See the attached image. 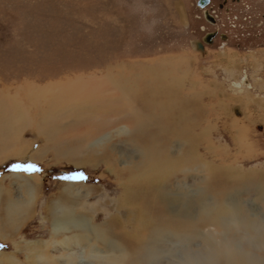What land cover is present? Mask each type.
Returning <instances> with one entry per match:
<instances>
[{
	"label": "rangeland",
	"instance_id": "rangeland-1",
	"mask_svg": "<svg viewBox=\"0 0 264 264\" xmlns=\"http://www.w3.org/2000/svg\"><path fill=\"white\" fill-rule=\"evenodd\" d=\"M200 2L0 0V90L13 97L27 84L46 87L76 77L109 80L119 73L137 78L145 75L146 68L162 70L171 83L172 79L183 82V93H198L196 102L202 109L199 152L222 174L216 186L225 187V181L242 185L236 188L240 189L237 195L231 194L224 202L223 215H231V222L236 219V226L245 230L247 244L264 254V0ZM123 66L128 67L126 73H122ZM17 94L21 98L23 92ZM24 117L11 121L1 133L0 211L10 199L29 198L20 176L34 178L36 186L21 228L0 237V264L37 263V254L46 251L41 243L50 241V211L57 202L74 208L77 223L72 228L79 231L71 234H78L82 244L89 237L95 252L102 249L101 254L105 253V236L114 240L118 235L105 222L111 223L115 216L119 222L125 218L119 182L126 175L119 178L114 167L131 165L123 156L130 151L126 153L120 143L128 135L106 129L95 136L86 133L79 139L56 140L47 133L36 135L21 122ZM169 117L173 119L175 113ZM34 119L31 122L38 124ZM106 132L111 134L109 141L103 136ZM20 140L29 149L25 156H16ZM114 144L121 149L111 155L116 163L104 157ZM202 169L199 175L204 180L208 171ZM205 189L204 184L195 214L215 208L214 198ZM209 233L200 232L190 247L199 250L200 240ZM174 249L175 245L161 260H176ZM49 252L57 254L51 248Z\"/></svg>",
	"mask_w": 264,
	"mask_h": 264
},
{
	"label": "bare ground",
	"instance_id": "bare-ground-1",
	"mask_svg": "<svg viewBox=\"0 0 264 264\" xmlns=\"http://www.w3.org/2000/svg\"><path fill=\"white\" fill-rule=\"evenodd\" d=\"M146 69L145 75L137 78L127 79L119 73L109 80L76 77L46 87L27 84L20 87L13 97L4 93L7 90H0V138L1 133L4 134L5 129L13 124L11 121L24 116L29 120L21 122L30 125L36 135L47 133L56 140L79 139L86 133L95 136L106 129H116L118 135H128L126 141L120 143L124 146L121 149H126V153L130 151L123 156L130 159L131 165L129 168L114 167L116 176L122 178L126 175L125 180L119 182V204L125 210L122 213L125 218L124 222H119L115 216L112 224L105 222V225H111L109 229L118 233L114 240L105 236V253L101 254L102 249L95 252L97 249L90 246L89 237L82 244L81 237L76 236L78 234H71L79 231L72 228L77 223L74 208L57 202L50 211V241L41 243L46 251L37 254V263H30L264 264V254L253 248L255 245L247 244L245 230L236 226L237 220L231 222V215H223L224 202L231 194L237 195L240 189L236 191V188L242 185L225 181L226 186L218 188L217 177L222 174L213 162L205 161L199 152L201 134L197 128L200 127L202 109L196 102L198 93L185 94L183 82L177 83L178 79H172L171 83V78L162 70ZM127 71L128 67H124L122 73ZM19 91L23 92L21 98L17 94ZM19 111H22L21 115H18ZM169 111L175 113L173 119L169 117ZM188 111L192 112L191 116ZM35 117L38 124L34 125L31 121L34 122ZM118 123L124 126L118 128ZM110 135L109 132L103 135L105 141L111 139ZM25 144L20 140L17 144L20 153L16 156L29 154ZM114 145L116 147L110 146L105 151L104 157L106 161L109 159L116 163L117 158L115 160L111 155L121 149L119 151V146ZM206 148L209 154L212 153L210 147ZM74 156L72 158L78 161L77 164L81 163V159ZM203 166L208 176L201 180L199 172ZM189 172L194 174L189 175ZM187 179L191 182L188 183ZM33 181L34 178L20 176V184L26 187L29 198L10 199L2 204L1 238L4 233L21 228L34 198L36 182ZM261 181L264 182V178ZM204 184L205 193L207 191L208 197L214 198L215 208L202 212L198 210L195 214L197 207L201 206L199 192ZM208 231L207 237L200 240L202 247L199 250L190 247L196 235ZM186 232L190 234L187 236ZM121 245L124 247L118 251ZM174 245L177 259H172L173 262L170 257L166 262L161 260ZM50 248L57 254L50 253ZM110 249H115V252H109ZM5 258L8 262L14 261L10 257Z\"/></svg>",
	"mask_w": 264,
	"mask_h": 264
},
{
	"label": "flooded vegetation",
	"instance_id": "flooded-vegetation-1",
	"mask_svg": "<svg viewBox=\"0 0 264 264\" xmlns=\"http://www.w3.org/2000/svg\"><path fill=\"white\" fill-rule=\"evenodd\" d=\"M201 1H202V0H201ZM202 2H204V3H205V2H206V3H208V2H209V0H203ZM206 3H205V4H206ZM205 4H204V5H205Z\"/></svg>",
	"mask_w": 264,
	"mask_h": 264
},
{
	"label": "water",
	"instance_id": "water-1",
	"mask_svg": "<svg viewBox=\"0 0 264 264\" xmlns=\"http://www.w3.org/2000/svg\"><path fill=\"white\" fill-rule=\"evenodd\" d=\"M202 1H203V0H202ZM202 1H201V2H202ZM201 2H200L201 5H204V4L206 3V2H205V3H204V2L201 3Z\"/></svg>",
	"mask_w": 264,
	"mask_h": 264
}]
</instances>
